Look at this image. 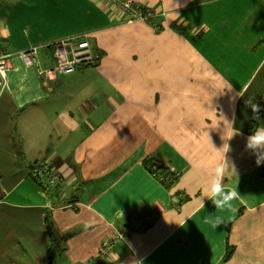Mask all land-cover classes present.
Wrapping results in <instances>:
<instances>
[{"label": "crops", "instance_id": "1", "mask_svg": "<svg viewBox=\"0 0 264 264\" xmlns=\"http://www.w3.org/2000/svg\"><path fill=\"white\" fill-rule=\"evenodd\" d=\"M131 1L153 17L130 20L101 0H0L12 62L0 99V264H48L47 212L54 264H264V163L246 148L264 127V0ZM84 35L97 61L70 75L39 74L19 55L39 47L46 70L52 43ZM151 159L176 180L156 173L161 182ZM218 162L240 195L234 212L207 197ZM36 163L61 174L62 198L32 178ZM144 213L150 225L105 249Z\"/></svg>", "mask_w": 264, "mask_h": 264}, {"label": "built area", "instance_id": "2", "mask_svg": "<svg viewBox=\"0 0 264 264\" xmlns=\"http://www.w3.org/2000/svg\"><path fill=\"white\" fill-rule=\"evenodd\" d=\"M109 5H112L119 11L127 14L130 20L148 21L153 17L151 11H141L138 5L131 0H101ZM55 52L56 64L49 69H42L39 65L38 55L39 47H31L27 50L19 52L25 65L28 67H35L39 74L42 75H70L76 72L80 66L94 65L97 61L88 36L84 35L79 38H68L56 41L50 46ZM12 69L11 54L5 50L0 38V99L5 88L7 74ZM35 172L42 180L46 182V186L50 189L58 188L61 184V175L52 173L51 169L44 164L37 165ZM155 176L158 174L155 173ZM158 179L161 182H166V176L159 175ZM59 189V188H58ZM59 197L62 198L63 190H58ZM152 221V214L144 213L143 215H134L131 222L122 230L117 229V233L111 238L110 242L105 246L106 250L111 249L112 246L124 242L126 238L139 228L143 229L150 225Z\"/></svg>", "mask_w": 264, "mask_h": 264}, {"label": "clouds", "instance_id": "3", "mask_svg": "<svg viewBox=\"0 0 264 264\" xmlns=\"http://www.w3.org/2000/svg\"><path fill=\"white\" fill-rule=\"evenodd\" d=\"M247 104L251 105L254 114L260 112V105L253 103L251 100L247 101ZM254 118H259L255 115ZM246 148L251 150L257 157L256 163L258 165L264 163V127H258L255 131L247 137ZM217 150V149H216ZM230 150V145L224 143L223 148L217 151H224L227 153ZM225 166L222 162H218L212 173L210 186L206 189L207 197L212 200L217 211L230 210L235 211L233 202L240 198L236 189H227L223 183ZM211 216V215H210ZM207 220V218H206ZM223 221L220 217L214 218L213 227H217L222 224Z\"/></svg>", "mask_w": 264, "mask_h": 264}, {"label": "trees", "instance_id": "4", "mask_svg": "<svg viewBox=\"0 0 264 264\" xmlns=\"http://www.w3.org/2000/svg\"><path fill=\"white\" fill-rule=\"evenodd\" d=\"M38 164H33L31 167H30V175L32 176V178L35 180V182H37L39 185L43 186L45 188V190L48 188L45 183H43V180L42 178L37 175V173L35 172V168ZM145 166L146 168H148L149 171L151 172H154V173H165L166 175L168 176H171L173 178V175H171V172L170 169L168 167H165L163 166L162 164H160L158 161L154 160V159H151L149 161H146L145 162ZM261 175L264 177V167L262 168L261 170ZM174 179V178H173ZM176 179H174L175 181ZM173 181V180H172ZM49 189V188H48ZM62 205H65L66 203H64V201H62L61 203ZM46 225H47V231H48V234H49V248H48V264H54V256H53V252H52V249L53 247H56V248H59L60 246V242L59 243H56V239L54 237V222H53V219H52V215L50 212H47V216H46ZM127 226V225H126ZM125 226V227H126ZM123 227L121 228H118L119 230H122ZM117 233V230L115 231V234ZM113 234V236L115 235ZM112 236V237H113ZM111 237V238H112ZM111 240V239H110ZM110 242V241H109ZM108 242V243H109ZM228 255L227 256H230V250L228 251Z\"/></svg>", "mask_w": 264, "mask_h": 264}, {"label": "rangeland", "instance_id": "5", "mask_svg": "<svg viewBox=\"0 0 264 264\" xmlns=\"http://www.w3.org/2000/svg\"><path fill=\"white\" fill-rule=\"evenodd\" d=\"M52 173H54V174H58V175H61L60 173L55 172V171H53ZM63 196H64V192H63ZM63 196H62V197H63Z\"/></svg>", "mask_w": 264, "mask_h": 264}]
</instances>
